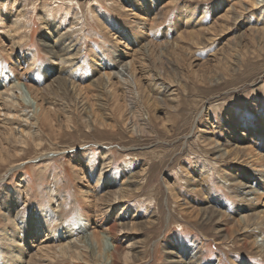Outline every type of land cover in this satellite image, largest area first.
<instances>
[{
    "label": "rangeland",
    "instance_id": "rangeland-1",
    "mask_svg": "<svg viewBox=\"0 0 264 264\" xmlns=\"http://www.w3.org/2000/svg\"><path fill=\"white\" fill-rule=\"evenodd\" d=\"M139 1L0 0V73L29 86L48 113L46 122L40 118L34 124L27 122L22 136L11 130L7 134L10 126L3 119L11 118L10 125L18 127L20 107L0 103V201L7 205L18 195L20 225L41 211L53 232L79 229L80 216L87 211L92 220L110 213L124 236L122 258L116 264H264V229L242 226L246 202L232 180L236 172L254 166L243 159L222 160L208 145L211 140L230 141L232 134L225 133L232 123L235 130L245 131V147H254L264 156V139L257 145L248 135L254 124L264 126V37L260 33L264 1L240 13L237 0H151L153 12L143 28L147 38L141 45L150 43L152 60L143 64L130 22ZM218 2L223 6L214 13ZM184 4L194 7L189 20L199 21L200 28L181 16ZM228 8L232 13L227 18ZM49 23L59 31V39L47 32ZM196 28L203 31L193 37ZM208 37L213 42L205 41ZM193 39H199V44ZM174 40L179 48L171 47ZM64 46L69 47L65 56L72 62L58 59ZM121 50L135 58L138 70L131 110L116 79L117 97L99 79L96 68L103 72L115 64ZM224 56L226 74L216 62ZM148 68L172 83V95L160 92L165 102L155 100L158 80L149 78ZM67 77L77 85L74 93ZM175 96L179 105L173 109L169 98ZM132 118L138 123L144 120L146 128L136 125L132 133ZM123 183L130 190L110 204ZM56 200L59 208L52 212ZM90 201L94 206H88ZM263 201L264 195L255 211ZM190 207L195 209L192 215ZM225 209L246 228L234 231L232 227V238L225 236L218 219ZM5 224L0 214V229ZM250 232L254 247H243L241 238ZM42 244H33L31 250L42 258L41 264H86L61 254L50 259L39 249ZM5 255L0 237V258Z\"/></svg>",
    "mask_w": 264,
    "mask_h": 264
},
{
    "label": "bare ground",
    "instance_id": "bare-ground-1",
    "mask_svg": "<svg viewBox=\"0 0 264 264\" xmlns=\"http://www.w3.org/2000/svg\"><path fill=\"white\" fill-rule=\"evenodd\" d=\"M263 1L264 0H237V5L240 8L239 12L242 13L245 10L247 11L248 9L256 8ZM144 4H145V6H147L146 10L143 9ZM153 4H154V1L151 2V0H150V2L148 0H140L139 3L136 6H134V11L132 12L133 19L130 21L132 23V28L134 29V32L136 35L135 36L136 40H134L135 41L134 45L139 47L138 49H139L141 54L139 52L138 53L140 54V59H141L140 62H142V64L145 63L146 60H149V61L152 60L151 56H150L151 50L149 49L151 46L150 43H146L147 42L146 41L145 42L146 46H143L141 44H142V41H145L147 38V36L143 33V31H144L143 28L145 25H147L146 23H148V21L151 20L149 18V15L152 14V12H153V9H151L152 8L151 6ZM233 4L235 5L236 3H233ZM222 6L223 5L221 2L216 3L214 5L213 12L216 13L218 10L221 9ZM229 8H230V6H229ZM229 8H228V10H226L227 11V15H226L227 18L232 13ZM193 9H194V7L192 8V7L188 6L187 4H184L183 10L181 12V16L185 17V21L191 22L193 25L192 27L197 25L200 28L201 23L199 21H195L194 19L189 20V18L192 17L194 14ZM204 11H205V8L202 7L200 10L201 14H203ZM154 14H156V13H154ZM234 16H235V14H234ZM154 17H155V15H154ZM219 18H220V16H219ZM200 19L202 20V16ZM225 19L222 18L223 21ZM217 23H219V22H217ZM215 25H216V23H215ZM199 28H196L197 31L193 30V32L191 34V35H193V37H195L194 36L195 32L199 33V32L203 31ZM209 28H211V26H209ZM214 29H215V27H214ZM210 30H213V29L211 28ZM47 32L49 34L53 35V38H55V39H59L61 37L59 31L53 27L52 23L47 24ZM221 33H223V32H221ZM260 33H261V36L264 37V26L260 27ZM182 35H183V33H182ZM123 37H125L128 41L130 40L126 33L125 34L123 33ZM183 39H185V38H183ZM213 40H214V38H212V37H208L207 39H205V41H210V42L211 41L213 42ZM192 42L194 44H199V39H193ZM171 47L179 48L178 42L175 41V43H173V46H171ZM67 48L68 49H66V47L64 46V49H63L64 53L60 56L58 55V59L60 61L72 62L71 58H69L68 56H65L69 52V47H67ZM161 48L163 49V47H160V49ZM160 49H159V51H160ZM182 50L184 52V48ZM128 53L129 52L121 50L119 55H117L115 57V59H116L115 64H113L112 66H110V64H109V66L106 67L107 69H105L103 72H101L100 67L96 66V68H97V71L100 75L99 79L104 81V83L106 84L107 87L108 86L111 87L110 90L113 93L112 96H115V97L119 96V95H117L118 93L116 91L117 90L116 87H118V86L115 87V85H114L115 82L113 80V79H116V82L118 83L116 85H119V87L122 89V91L124 93V96H125L124 100L128 106V107L127 106L126 107L131 110L134 108V101H133L134 99H133V95H132V93H133L132 88H133V86H135V88H136V86H139V79L136 76V73L138 70L136 69V66H135V58L129 56L130 54H128ZM158 53H157V55H158ZM231 55H232V53H231ZM157 58L158 57H156V60H157ZM189 58H191V56H189ZM159 59H161V58H159ZM163 59H164V57H163ZM225 59H226V56H224L223 59H221V58L216 59V62H217V64L222 65V67H224L223 72H225V74H226L228 71V68H227V66H225L227 63ZM156 60H155V63H156ZM183 60L184 59H182V61ZM174 61H176V60H174ZM163 62H165V61H163ZM192 62H193V60H192ZM230 62H232V60ZM190 65H191V63H190ZM164 66H165V64H164ZM149 67H150V65H149ZM151 67H153V66H151ZM181 67H182V65H181ZM180 70H182V68ZM196 73L197 72H194L193 74L195 75ZM0 74H1L0 75V103H1V105H3V106L5 105L6 107H9L12 109L15 107H18V106L20 107L16 111L19 112L18 117L21 118L19 121H17L18 127L22 128V129L19 132V129L17 130L18 127L10 125V124H12V122L14 120L11 121L10 120L11 118L8 119V118L4 117L3 120L5 121V124L8 122L9 126H10V128H8V130H7V134H9V130H11L12 133L14 132V134H19L20 136H22L21 132H24V130H25L23 128V126L27 125L26 124L27 122L30 121V122H32V124H34L39 120V118L41 120H43L44 122H46L48 120V113L43 111L41 104H39L38 101L36 100V98L32 95L33 91H31L29 86H26V84H24L23 82H20L19 79L12 77L11 75H9V73L6 74V72H2ZM147 74H148L149 78L152 79L153 81H155V79L158 80V82H157V86H158L157 90L158 91L156 92L154 89L155 98H156L155 100H157L158 102H161V103L165 102V100L162 99L163 94L160 95V92H163V93L165 92V94L169 92L168 96L172 95L173 90H171V88H170L172 83L167 81V80H163L160 77V74L157 76L154 73H152V68L147 69ZM162 74H163V72H162ZM177 74L179 75L180 72ZM200 75L203 76V73ZM204 77H205V75H204ZM67 80L70 83L69 91L71 93H74L77 85L73 84V82L70 79H68V77H67ZM67 87H68V85H67ZM78 94L79 93H77V95ZM130 95H132V98ZM137 96H138V94H137ZM143 96H145V95H143ZM74 97H75V94H74ZM78 97H80V96H78ZM177 97L178 96H175L173 98H171V97L169 98V99L173 100V102H174V105L171 106L173 109H176V107H177L176 105H179ZM82 98H84V97H82ZM40 99L42 101L49 103L48 99L44 95H41ZM74 100H75V98H74ZM155 100H153V101H155ZM120 104H122V103H120ZM150 104H151V102H150ZM121 110H122V107H121ZM263 119H264V117H263ZM263 119H261L262 120L261 123H264ZM131 120L132 121H130L131 122L130 124H131V128H132V133L135 131L136 125L139 126L138 128H142V129H145L147 126L146 123H144L145 122L144 120L142 123H138V120H133V118ZM139 120L142 121V119H139ZM99 123L104 125V123L102 121H100ZM228 128H229L228 129L229 132L226 131L225 134H226V136L229 135V133L232 134L231 138L232 137L233 138L230 141L226 142L224 139L221 141V143H219L217 141L211 140V142L208 143V145L212 144L210 146V148L214 151V154H216V156L218 158H221L222 160H227L228 158H231V157L236 159V160H242L243 159L246 161L245 164H251L252 166H254V168H251L248 172L244 173L242 170L239 172H236V174H233L232 180L237 181L238 186L240 188L241 199L246 202V204L242 206V207L246 208V213L242 216V220H243L242 226H244V227H251L252 226V227H257V228L262 230V229H264V203L261 204L262 208L258 211H255L256 209H254V207L256 204H258V202L261 201L262 196L264 195V156H263V154L256 152L254 147H251V146L245 147V145H244V142H245L244 136L246 135L245 131L243 132L242 130H237V129L235 130L232 123H230ZM250 130L251 131L249 132L248 135L252 136L256 140L257 145H260L264 139V126H262L260 123L259 124L256 123V124H254V127L253 126L250 127ZM1 132H3V130ZM26 133H28V132L26 131ZM34 135L38 136L37 134H34ZM245 155H246V159L241 158L242 156L244 157ZM0 156H2L1 151H0ZM102 169H104V168H102ZM102 173H104V170H103V172L101 170V173L97 176V182H100L101 177H102ZM117 186H120V185H117ZM129 190H130V185H128V184L125 185L124 183L121 184V186L118 187L117 190L113 193V197L110 200V204L117 201L118 199L120 200V198H123L125 195H123L122 193L123 192L126 193ZM240 194H239V196H240ZM14 195L15 196L13 198L9 199L7 205H3V203L0 201V214L6 223L0 229V237H1V240L3 242V249L6 252V255L3 256L2 258H0V264H41L40 261H42L41 260L42 258L40 259V257L37 254H33V252L31 250H32L33 244L37 243L40 245V244H42V242H45V241H47V243L44 245L42 244L39 249H43L45 251L44 254L46 256L50 257V259L55 257V256L57 257V255L61 254V255L69 256L70 259L75 260V262H77V263L81 261V262H85L86 264H90V263H92V264H116V261L122 256L121 245H122L124 236L120 232L123 228L116 223V220L113 218V216H111L110 213L103 214L102 216L99 217L98 220L97 219L92 220L91 217L89 216V212L87 211L84 216H82V215L80 216L81 227L79 229L69 227V229L66 231L62 228L63 230L59 229L58 231L53 232L54 230H52L50 228V226L48 225L49 219L46 222L44 214L41 213V211H38L36 213V215H34V216H30V219L28 221H26V223L24 222L23 225H20V218H19L20 216L19 215H20V210H21L20 209L21 204H20L18 195H16V194H14ZM57 203H59L58 200L54 201V207L56 209L52 210V212H56L57 208H59V204H57ZM96 205H97V203H96ZM88 206H94V204L90 201ZM242 207H239V208H242ZM189 209L190 210L188 212L191 215H192V213H195V209L193 207H190ZM54 219H58V217H54ZM218 219H221L223 222L222 228H223V230L225 232V236L227 238L233 237L234 232L231 229L232 227L235 228L234 231L243 229L241 227V224H240V219H236L233 216V214L228 213L226 209L221 210L220 218H218ZM92 223L100 226L101 229L100 230L94 229L93 226L91 225ZM10 226L12 228H10ZM12 229H14V230H12ZM245 229H243V231ZM248 231H250V230H248ZM251 231H252V229H251ZM242 234H243V232H242ZM246 234H244V236L241 238V245L243 247L253 248L255 241H254V239H250L253 234H252V232L246 233ZM50 237H53V238H51V240L48 241ZM126 240H128V238ZM261 245L264 248V243H262ZM259 247H261V246H259ZM47 252H49V253H47ZM124 256L128 257V254H124ZM124 262H126V261H124ZM237 264H239V263H237Z\"/></svg>",
    "mask_w": 264,
    "mask_h": 264
}]
</instances>
